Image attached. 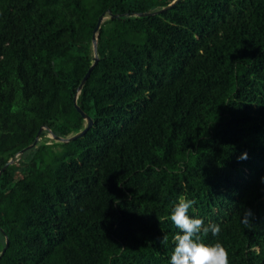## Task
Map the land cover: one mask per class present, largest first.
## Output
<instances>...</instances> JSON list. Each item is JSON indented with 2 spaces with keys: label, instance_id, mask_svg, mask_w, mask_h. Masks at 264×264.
I'll list each match as a JSON object with an SVG mask.
<instances>
[{
  "label": "trees",
  "instance_id": "obj_1",
  "mask_svg": "<svg viewBox=\"0 0 264 264\" xmlns=\"http://www.w3.org/2000/svg\"><path fill=\"white\" fill-rule=\"evenodd\" d=\"M174 1L0 0V264H170L181 197L264 264V0Z\"/></svg>",
  "mask_w": 264,
  "mask_h": 264
},
{
  "label": "clouds",
  "instance_id": "obj_2",
  "mask_svg": "<svg viewBox=\"0 0 264 264\" xmlns=\"http://www.w3.org/2000/svg\"><path fill=\"white\" fill-rule=\"evenodd\" d=\"M247 152L242 153L238 160H246ZM194 200L181 197L174 206L170 219L179 230L175 235V247L170 258V264H229V253L220 242L206 244L203 238L209 233L218 237L221 226L209 223L205 226L203 219L193 218L189 215ZM253 213L246 209L243 213L241 223L245 227H251ZM167 243L164 235L161 244Z\"/></svg>",
  "mask_w": 264,
  "mask_h": 264
},
{
  "label": "water",
  "instance_id": "obj_3",
  "mask_svg": "<svg viewBox=\"0 0 264 264\" xmlns=\"http://www.w3.org/2000/svg\"><path fill=\"white\" fill-rule=\"evenodd\" d=\"M180 0H175L172 4H170V5H168V6H166V7H164L162 10H167V9H169V8H171V7H173L175 4H177L178 2H179ZM147 15H151V14H147V13H144V14H139V16H141V17H143V16H147ZM111 18H118L117 16H115V15H112V17ZM103 20H104V17L103 16H101V17H99L98 18V20H97V23H96V26H95V28H94V30H93V37H92V45H93V52H94V58H93V64L90 66V68L88 69V71L86 72V74L84 75V77H83V79L81 80V82H80V85H79V87H78V92L80 91V89L82 88V86L84 85V83L86 82V80L88 79V77H89V75H90V73H91V71H92V69L95 67V65L97 64V62H98V57H97V53H96V50H97V32H98V30H99V27H100V25H101V23L103 22ZM76 99H77V96H75L74 98H73V103H74V107H75V109L77 110V112L79 113V115L81 116V118L86 122V127H85V129L83 130V131H81V132H79V133H77L76 135H74V136H72V137H70V138H61V137H57V136H55V135H53V134H49V137L51 138V139H53L54 141H56V142H61V143H68V142H70V141H72V140H75V139H77V138H80L81 136H83L90 128H91V126H92V119L90 118V117H88L78 106H77V104H76ZM43 129V128H42ZM42 129H40L39 131H38V134H37V136H36V138H35V141L33 142V144H31L30 146H28L27 148H25V149H23V150H21L19 153H17L14 157L15 158H17L18 156H20V155H22L24 152H26V151H28V150H30V149H32L35 145H36V142L38 141V138H39V134H40V132H41V130ZM15 161H14V159H10L5 165H4V167L0 170V176H1V174H2V172L6 169V167H8V165H10V164H13ZM1 231V233L5 236V240H6V243H5V247L3 248V250L0 252V257L4 254V252H5V250H6V248H7V245H8V241H7V238H6V235L4 234V232L2 231V230H0Z\"/></svg>",
  "mask_w": 264,
  "mask_h": 264
}]
</instances>
